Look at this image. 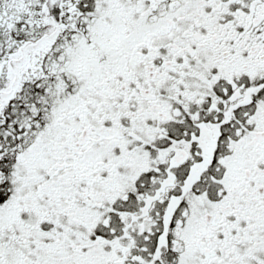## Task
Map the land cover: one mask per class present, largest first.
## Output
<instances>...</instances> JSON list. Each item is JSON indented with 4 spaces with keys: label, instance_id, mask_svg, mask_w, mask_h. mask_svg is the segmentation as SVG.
<instances>
[{
    "label": "snow or ice",
    "instance_id": "snow-or-ice-1",
    "mask_svg": "<svg viewBox=\"0 0 264 264\" xmlns=\"http://www.w3.org/2000/svg\"><path fill=\"white\" fill-rule=\"evenodd\" d=\"M0 264H264V0H0Z\"/></svg>",
    "mask_w": 264,
    "mask_h": 264
}]
</instances>
